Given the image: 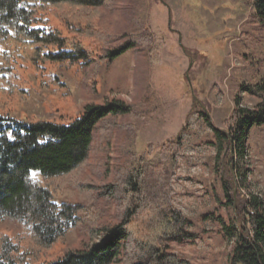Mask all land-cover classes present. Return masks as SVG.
<instances>
[{
  "label": "rangeland",
  "instance_id": "374dc122",
  "mask_svg": "<svg viewBox=\"0 0 264 264\" xmlns=\"http://www.w3.org/2000/svg\"><path fill=\"white\" fill-rule=\"evenodd\" d=\"M254 1L112 0L90 17V32L66 31L56 21L91 47L93 62L39 67L25 59L23 68L0 79V116L68 126L90 106L118 100L131 108L95 127L87 161L56 183L57 202L88 206L99 225L114 224L119 199L129 194L125 181L135 175L152 203L162 197L191 223L196 239L169 242V253L190 264H227L231 246L222 229L233 211L224 206L214 129L228 131L237 99L252 110L262 102L242 90L264 78V30L253 18ZM145 35L149 41L141 40ZM137 39V48L118 59L104 56ZM178 137L180 154L168 158L167 143ZM243 166L247 178L238 176V188L264 198V127L250 131ZM112 185L116 196L102 197ZM89 231L88 223L75 227L35 264L102 241L91 240ZM1 234L17 237L24 229L7 219Z\"/></svg>",
  "mask_w": 264,
  "mask_h": 264
},
{
  "label": "trees",
  "instance_id": "16d2710c",
  "mask_svg": "<svg viewBox=\"0 0 264 264\" xmlns=\"http://www.w3.org/2000/svg\"><path fill=\"white\" fill-rule=\"evenodd\" d=\"M111 1L0 0V79L8 80L10 73L23 68L25 59L39 67L93 62L91 47L64 34L56 21L64 23L66 31L90 32V17ZM252 7L254 20L264 30V0H255ZM7 39L14 42L12 50L6 46ZM141 40L149 41V36ZM138 42L124 41L116 49H107L104 56L114 61L136 49ZM7 83L11 91L13 84ZM242 90L261 97L262 102L252 110L243 108L237 99L228 131L214 129L224 206L233 211L230 224L224 222L222 230L231 246L227 264H264V198L243 194L237 183L238 176L247 178L243 165L250 131L264 127V78ZM130 111L123 101L113 100L105 106L87 107L68 126L28 124L0 116V222L14 220L24 229L17 237L1 234L0 264H35L72 229L87 223L91 240L102 236V241L48 264H190L169 253L168 243L196 239L189 231L191 223L162 197L152 203L136 185L135 175L125 181L129 194L120 197L119 220L111 225H99L98 214L88 206L55 200L56 183L87 161L95 127L108 116ZM181 143L179 137L167 143L168 158L180 154ZM116 188L110 186L102 197L116 196Z\"/></svg>",
  "mask_w": 264,
  "mask_h": 264
},
{
  "label": "water",
  "instance_id": "95a60500",
  "mask_svg": "<svg viewBox=\"0 0 264 264\" xmlns=\"http://www.w3.org/2000/svg\"><path fill=\"white\" fill-rule=\"evenodd\" d=\"M171 20H172V18H171V16H170V22H171Z\"/></svg>",
  "mask_w": 264,
  "mask_h": 264
}]
</instances>
